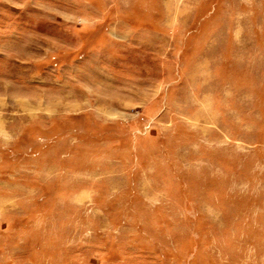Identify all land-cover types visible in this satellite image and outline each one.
I'll return each mask as SVG.
<instances>
[{"label":"rangeland","instance_id":"rangeland-1","mask_svg":"<svg viewBox=\"0 0 264 264\" xmlns=\"http://www.w3.org/2000/svg\"><path fill=\"white\" fill-rule=\"evenodd\" d=\"M0 264H264V0H0Z\"/></svg>","mask_w":264,"mask_h":264}]
</instances>
